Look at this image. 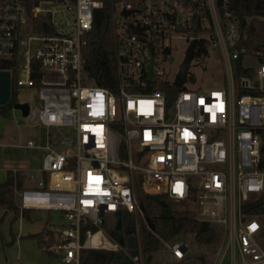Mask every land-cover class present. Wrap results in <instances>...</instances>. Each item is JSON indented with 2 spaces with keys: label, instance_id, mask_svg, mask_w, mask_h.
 Listing matches in <instances>:
<instances>
[{
  "label": "built area",
  "instance_id": "2783aa9c",
  "mask_svg": "<svg viewBox=\"0 0 264 264\" xmlns=\"http://www.w3.org/2000/svg\"><path fill=\"white\" fill-rule=\"evenodd\" d=\"M109 3L113 88L88 77L82 55L93 9L105 0H0V59L13 63L0 69L9 71L17 92L36 95V105L27 100V114L45 127L40 142L27 140L43 150L40 175L35 185L15 190V204L61 210L67 227L51 249L63 262L78 264L82 248L127 250L104 225L107 212L114 225L115 211L123 209L145 221L138 183L141 191L192 205L197 219L220 225L210 264H264L263 224L241 210L242 202L264 195V169L258 167L264 49L239 44L240 21L228 0ZM177 37L193 41L192 56L205 55L208 42L218 46L226 85H175L163 63ZM248 55L256 64L244 61ZM238 56L248 71L237 72ZM131 236L130 258L146 264L137 223ZM158 237L170 260L189 251L185 241Z\"/></svg>",
  "mask_w": 264,
  "mask_h": 264
},
{
  "label": "trees",
  "instance_id": "16d2710c",
  "mask_svg": "<svg viewBox=\"0 0 264 264\" xmlns=\"http://www.w3.org/2000/svg\"><path fill=\"white\" fill-rule=\"evenodd\" d=\"M32 1L34 0H27V4ZM109 1L105 0L104 6L93 9L92 24L85 33L82 55L84 69L88 77L96 83L113 88L117 82L114 69L116 37ZM228 5L237 14L240 21L242 36L239 44L249 49H264V0H228ZM202 46L204 47V44ZM235 63L237 72L248 71V68L242 66L241 56L235 58ZM12 64L10 60L0 59V67H9ZM166 85L171 88L174 87L168 82L163 84V86ZM17 99V89L12 78L10 96L5 103H0V114H5ZM259 131L262 137V145L258 167L264 169V127L259 128ZM11 183L12 176L9 174L7 179L0 184V204L13 211V219L17 218L19 214L27 218L30 209L23 208L20 210L14 203L11 197ZM135 191L144 217L149 218L152 226L149 227L141 216L136 218L132 213L123 209L121 230L115 229L112 223H106L104 228L112 239L126 247L127 250L82 248L79 252L78 264H135L129 256V253L132 254L134 249L128 244V237L134 234L136 223L138 224V233L146 264H151L152 253L161 246V240L158 236L165 240H171L182 230H189L198 242L215 241L216 230L213 224L197 219L191 209L178 210L174 208V201L166 194L143 192L138 183L135 186ZM241 210L245 215L256 214L264 224V195L261 194L255 199L242 202ZM263 226L260 237L263 234ZM43 234L46 236L45 241H53L51 231L47 228L37 234H32V236L41 240ZM261 244L264 246V241Z\"/></svg>",
  "mask_w": 264,
  "mask_h": 264
},
{
  "label": "rangeland",
  "instance_id": "374dc122",
  "mask_svg": "<svg viewBox=\"0 0 264 264\" xmlns=\"http://www.w3.org/2000/svg\"><path fill=\"white\" fill-rule=\"evenodd\" d=\"M188 44L189 40L185 38L177 37L172 40L170 51L171 58L165 60L163 63L165 74L168 77H173L176 73ZM207 49L205 55L194 54L192 56L187 67V77L182 87H193L198 90H207L210 87L226 85L227 75L220 49L218 46L212 45L211 42L207 43ZM244 61L252 64H256L257 62L254 57L249 55L244 57ZM17 98L28 100L31 105H36L37 103L36 95L34 93L30 94L26 89H20L17 92ZM1 118L5 123L7 132L9 133L6 140L10 142L8 148L11 150V156L16 157L22 154V151L25 150V143L28 138L33 139L35 142H40L44 136L45 127L42 124L35 122L30 114H23L20 108H8L5 114H2ZM38 177L37 171H35V177L32 178L23 175L22 185L20 186L25 187L35 185ZM16 194L17 191L11 193L13 201ZM173 203L174 208L178 210L192 206L185 202L174 201ZM43 214L46 218V226L51 231L52 239H54V241L60 239L62 236V230L67 227V220L63 216V212L58 209H50L43 210ZM112 216L113 214L111 212H107L106 220L108 223L112 222ZM212 224L216 230V239L214 242H198L194 239L193 234L189 230H182L175 235L171 241H185L189 247L188 253L183 258L170 260L168 259L166 247L161 245L157 251L152 253L151 264H210L214 257L217 244L222 237L220 225L215 222ZM38 228H40L39 225ZM259 241L260 243L264 241V226L263 234ZM51 245V241H46L40 242L39 247L45 249V247Z\"/></svg>",
  "mask_w": 264,
  "mask_h": 264
},
{
  "label": "crops",
  "instance_id": "0c3cea01",
  "mask_svg": "<svg viewBox=\"0 0 264 264\" xmlns=\"http://www.w3.org/2000/svg\"><path fill=\"white\" fill-rule=\"evenodd\" d=\"M1 116L2 114H0V184L10 174L12 176V192H14L24 187L20 186L23 175L32 178L35 177V171L38 176L40 175L38 168L43 150L32 147L26 142L25 150L21 155L11 156V150L8 148L10 142L6 140L9 133ZM45 219L41 209H30L27 218L19 214L17 218L13 219V211L0 204V264H73L63 262L52 251L51 246L45 247V249L39 247L40 242H46L44 234L41 240L32 236V234H37L47 228Z\"/></svg>",
  "mask_w": 264,
  "mask_h": 264
},
{
  "label": "water",
  "instance_id": "95a60500",
  "mask_svg": "<svg viewBox=\"0 0 264 264\" xmlns=\"http://www.w3.org/2000/svg\"><path fill=\"white\" fill-rule=\"evenodd\" d=\"M192 48H193V41H191L188 46L186 47L185 54L182 60L179 63V67L175 73L173 83L177 86H181L183 81L186 78L187 74V67L189 65L191 56H192ZM151 64V61H149ZM153 71L149 69V76H151ZM10 96V74L9 71L6 69H0V103H5ZM12 107L20 108L23 114H27L29 111V103L27 100H19L13 102ZM115 224L114 227L117 230H121L122 228V213L121 210H116L115 213ZM145 221L149 227L152 226L149 218L146 216ZM128 244H133V237L130 235L128 237Z\"/></svg>",
  "mask_w": 264,
  "mask_h": 264
},
{
  "label": "snow or ice",
  "instance_id": "6c2138e0",
  "mask_svg": "<svg viewBox=\"0 0 264 264\" xmlns=\"http://www.w3.org/2000/svg\"><path fill=\"white\" fill-rule=\"evenodd\" d=\"M201 103H203V101H201ZM99 178H97V180H98ZM177 192H180L181 191V186L180 185H177L176 186V189H175ZM253 227H255V226H253Z\"/></svg>",
  "mask_w": 264,
  "mask_h": 264
},
{
  "label": "bare ground",
  "instance_id": "6f19581e",
  "mask_svg": "<svg viewBox=\"0 0 264 264\" xmlns=\"http://www.w3.org/2000/svg\"><path fill=\"white\" fill-rule=\"evenodd\" d=\"M95 237V236H94Z\"/></svg>",
  "mask_w": 264,
  "mask_h": 264
}]
</instances>
